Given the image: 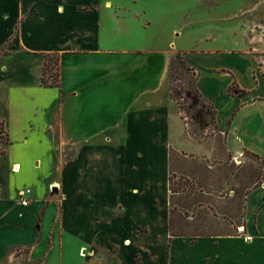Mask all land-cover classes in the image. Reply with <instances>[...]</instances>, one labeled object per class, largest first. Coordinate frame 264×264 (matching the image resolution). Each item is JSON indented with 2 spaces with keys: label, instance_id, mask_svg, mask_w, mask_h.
Returning a JSON list of instances; mask_svg holds the SVG:
<instances>
[{
  "label": "crops",
  "instance_id": "crops-1",
  "mask_svg": "<svg viewBox=\"0 0 264 264\" xmlns=\"http://www.w3.org/2000/svg\"><path fill=\"white\" fill-rule=\"evenodd\" d=\"M122 2L0 0V120L8 134L0 144V264H13L20 251L32 264H264V199L251 223L247 213L252 191L264 188L260 57L250 49L184 52L219 134L232 137L228 150L241 165L263 167L229 217L225 203L209 200L211 191L190 200L172 191L175 115L152 93H134L136 54L106 47L132 29L123 16L132 10ZM47 55L60 57V87L42 84ZM78 105L87 130L103 128L58 169L59 142L75 141L63 114ZM198 196L205 201L194 206L206 213L195 223L203 230H183L198 218L199 211L185 214Z\"/></svg>",
  "mask_w": 264,
  "mask_h": 264
},
{
  "label": "rangeland",
  "instance_id": "rangeland-1",
  "mask_svg": "<svg viewBox=\"0 0 264 264\" xmlns=\"http://www.w3.org/2000/svg\"><path fill=\"white\" fill-rule=\"evenodd\" d=\"M110 1H123L122 5L132 10L125 15L123 13L132 22V29H123L121 37L115 42L108 41L106 47H119L136 54L138 73L132 76L134 93H152L155 102L170 107L175 115L171 131L176 146L172 166L178 174L172 177V190L185 192L189 200L199 189L211 191L215 195L209 200L225 203L227 215L234 216L238 200L244 203L245 195L251 193L263 174V167L251 161L241 165L234 152L228 150L232 137L219 134L215 112L200 94L197 72L184 61V52L185 49L201 52L227 49L244 52L250 49L260 57L264 69V0ZM136 21L146 28H137ZM217 37H222L223 43L215 41ZM63 115L67 123H71L70 133L75 141L59 142L64 155L58 158V169L72 157L70 150L78 142L90 132L103 128V125L96 124L90 131L86 129L81 105L73 110L69 108ZM110 121L115 124L119 117ZM123 127L121 125L120 130ZM111 131L108 129V132ZM102 140L105 138L101 137L98 141ZM223 159L226 162L223 163ZM54 189L58 190V187ZM232 196L233 199L230 198ZM177 198L175 196L174 201ZM204 199V196H198L194 204L188 206L186 216H195L200 210L197 205L194 206L195 203ZM262 199L264 188L252 191L247 205L249 223L254 220L252 209L255 203ZM205 213L199 211L198 218L192 220L190 226L187 223L183 230H203L195 220L199 223ZM24 255V251H20L13 264H32Z\"/></svg>",
  "mask_w": 264,
  "mask_h": 264
},
{
  "label": "trees",
  "instance_id": "trees-1",
  "mask_svg": "<svg viewBox=\"0 0 264 264\" xmlns=\"http://www.w3.org/2000/svg\"><path fill=\"white\" fill-rule=\"evenodd\" d=\"M41 81L43 86L45 87H60L61 67H60L59 56L47 55ZM234 88L235 85L233 84L229 89V93L232 94L236 90V89L234 90ZM6 143H8V134L6 132L4 122L0 120V144H6ZM171 233H172V228H171Z\"/></svg>",
  "mask_w": 264,
  "mask_h": 264
},
{
  "label": "built area",
  "instance_id": "built-area-1",
  "mask_svg": "<svg viewBox=\"0 0 264 264\" xmlns=\"http://www.w3.org/2000/svg\"><path fill=\"white\" fill-rule=\"evenodd\" d=\"M31 194L30 188H25L21 191L19 199L21 206H28L29 205V195Z\"/></svg>",
  "mask_w": 264,
  "mask_h": 264
},
{
  "label": "bare ground",
  "instance_id": "bare-ground-1",
  "mask_svg": "<svg viewBox=\"0 0 264 264\" xmlns=\"http://www.w3.org/2000/svg\"><path fill=\"white\" fill-rule=\"evenodd\" d=\"M14 168H15V172H18L19 167L18 166H15Z\"/></svg>",
  "mask_w": 264,
  "mask_h": 264
}]
</instances>
